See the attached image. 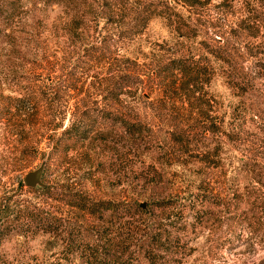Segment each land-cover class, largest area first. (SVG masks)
I'll return each mask as SVG.
<instances>
[{
  "label": "rangeland",
  "instance_id": "obj_1",
  "mask_svg": "<svg viewBox=\"0 0 264 264\" xmlns=\"http://www.w3.org/2000/svg\"><path fill=\"white\" fill-rule=\"evenodd\" d=\"M8 1L20 14L0 31V264H81L39 221L45 212L101 228L57 200L77 190L140 203L222 195L239 209L185 238L173 264H264V244L242 230L262 216L250 201L264 195V0ZM180 55L207 72L201 114L159 75ZM93 119L94 136L56 146L70 124ZM46 156L45 186H26Z\"/></svg>",
  "mask_w": 264,
  "mask_h": 264
},
{
  "label": "trees",
  "instance_id": "obj_2",
  "mask_svg": "<svg viewBox=\"0 0 264 264\" xmlns=\"http://www.w3.org/2000/svg\"><path fill=\"white\" fill-rule=\"evenodd\" d=\"M41 1L49 4L69 0ZM179 1L194 5V0ZM225 2L227 0L222 4ZM115 4L117 9L122 6L120 0ZM19 10L18 1L0 0V31L20 14ZM206 73L197 60L188 61L181 55L159 70L163 82L171 77V81L166 82L167 88L179 95V98L185 97L190 105H194L198 114L202 113L204 107L201 93L204 82L202 77ZM118 87L110 90V96L120 100L119 96L124 92L121 86ZM101 119L104 122L123 124L121 118L101 116ZM96 123V119H93L91 123L70 124L56 139V146L64 152L69 151L78 142L99 132L101 125L97 126ZM125 124L132 133L143 134L133 123ZM224 198L222 195L188 196L176 192L160 199H147L144 201L145 207H141L138 200L95 201L86 192L77 190L61 192L57 200L74 212L102 223L101 228L92 230L82 224H67L65 219L45 212L39 221H42L43 231L61 236L64 256H73L81 264H173L181 261L185 255V238H189L190 234H193L192 239L199 237L204 226L211 221L220 228L222 223L229 221L227 218H232L228 213L239 209L238 204L232 207ZM250 205L258 213L261 212L262 216L251 223H243L242 230H248L251 238L264 244V195H256ZM23 213L27 217L31 216V211H27L26 207Z\"/></svg>",
  "mask_w": 264,
  "mask_h": 264
},
{
  "label": "water",
  "instance_id": "obj_3",
  "mask_svg": "<svg viewBox=\"0 0 264 264\" xmlns=\"http://www.w3.org/2000/svg\"><path fill=\"white\" fill-rule=\"evenodd\" d=\"M47 156L41 161V163L33 170L28 171L24 175V183L28 187H44L45 183L42 181V174L44 166L47 162ZM141 207H145V203H140Z\"/></svg>",
  "mask_w": 264,
  "mask_h": 264
}]
</instances>
